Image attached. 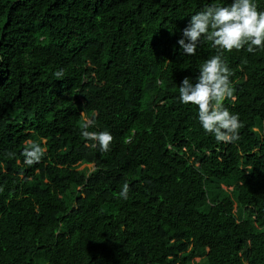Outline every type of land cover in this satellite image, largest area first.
<instances>
[{
    "label": "trees",
    "instance_id": "obj_1",
    "mask_svg": "<svg viewBox=\"0 0 264 264\" xmlns=\"http://www.w3.org/2000/svg\"><path fill=\"white\" fill-rule=\"evenodd\" d=\"M204 4L0 0V264H187L200 249L207 264H264V134L250 130L264 120V49L223 53L232 86L244 79L223 101L242 126L217 141L178 98L217 54L211 41L195 55L177 43ZM81 112L94 114L89 131L112 133L109 151L81 134ZM28 140L46 148L32 166ZM209 182L234 201L206 208Z\"/></svg>",
    "mask_w": 264,
    "mask_h": 264
},
{
    "label": "clouds",
    "instance_id": "obj_2",
    "mask_svg": "<svg viewBox=\"0 0 264 264\" xmlns=\"http://www.w3.org/2000/svg\"><path fill=\"white\" fill-rule=\"evenodd\" d=\"M211 41L217 54L199 66V74L193 79L185 76L179 86V100L197 107V119L206 133L217 141L235 142L239 139L242 122L239 114L231 112L223 103L233 96L232 71L223 58L225 51L246 48L248 52L264 49V10H258L256 0H205L204 7L190 15L177 41L183 53L195 55L198 46ZM57 79L64 78L63 69L54 73ZM83 124L81 134L92 147L102 152L111 148L113 135L108 130L89 131ZM46 148L41 143L30 142L23 149L24 164L32 166L44 157ZM129 185L125 183L120 197L128 199Z\"/></svg>",
    "mask_w": 264,
    "mask_h": 264
},
{
    "label": "rangeland",
    "instance_id": "obj_3",
    "mask_svg": "<svg viewBox=\"0 0 264 264\" xmlns=\"http://www.w3.org/2000/svg\"><path fill=\"white\" fill-rule=\"evenodd\" d=\"M244 79H238L233 87H234V93L233 96L230 97L229 99L233 100L234 99V94H235V87L238 84L243 83ZM94 114H90V115H86L84 112L80 113V117H81V121L82 122H87L89 123L91 120V117H93ZM20 114L19 113H13L10 115V119H18V120H22L20 118ZM250 130L258 137L260 138L263 134H264V120H255L254 123L251 125ZM34 140H28L27 142H25V145H30V142H32ZM36 143L39 142V140L35 141ZM42 143H44V141H41ZM240 168H242L246 173L250 172V168L246 166V164L244 162H241L240 164ZM74 169L77 172L80 173H85V174H89L93 171V166L92 165H88L85 163H79L76 166H74ZM205 190H206V194H207V198L208 200H206V208L213 205L214 202L216 200H220L224 197L230 198L232 201H234L235 199V192L233 191L232 186H226L225 184H222L220 182H209L207 184H205ZM242 210L233 202L232 205V213L234 214V216L237 218L240 215H242ZM191 248L189 247L186 250V255L191 253ZM206 253H207V249H200L198 251H195L192 253V255L189 258V261L187 262V264H207L206 263Z\"/></svg>",
    "mask_w": 264,
    "mask_h": 264
},
{
    "label": "water",
    "instance_id": "obj_4",
    "mask_svg": "<svg viewBox=\"0 0 264 264\" xmlns=\"http://www.w3.org/2000/svg\"><path fill=\"white\" fill-rule=\"evenodd\" d=\"M93 170H94V167H93Z\"/></svg>",
    "mask_w": 264,
    "mask_h": 264
}]
</instances>
